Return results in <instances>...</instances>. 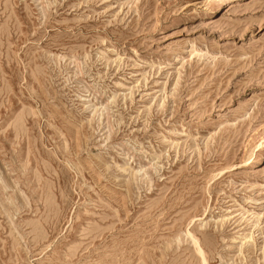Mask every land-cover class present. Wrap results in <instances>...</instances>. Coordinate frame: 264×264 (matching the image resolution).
<instances>
[{
    "label": "rangeland",
    "instance_id": "374dc122",
    "mask_svg": "<svg viewBox=\"0 0 264 264\" xmlns=\"http://www.w3.org/2000/svg\"><path fill=\"white\" fill-rule=\"evenodd\" d=\"M201 256L264 264V0H0V264Z\"/></svg>",
    "mask_w": 264,
    "mask_h": 264
},
{
    "label": "bare ground",
    "instance_id": "6f19581e",
    "mask_svg": "<svg viewBox=\"0 0 264 264\" xmlns=\"http://www.w3.org/2000/svg\"><path fill=\"white\" fill-rule=\"evenodd\" d=\"M209 9H207V11H208ZM175 59V62H174V64H179L178 62L180 61L179 59H178V57H175L174 58ZM188 233V232H187ZM193 238V237H192ZM195 244H197V243H195ZM198 246V245H197ZM198 250V249H197ZM203 252V251H202ZM199 254H201V255H203L202 253H201V250H200V253ZM201 258H202V264H205V259H203V257L201 256Z\"/></svg>",
    "mask_w": 264,
    "mask_h": 264
}]
</instances>
